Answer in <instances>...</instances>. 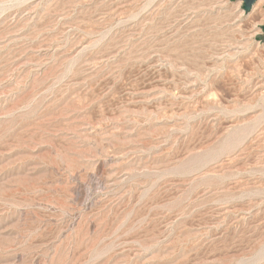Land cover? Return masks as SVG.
Segmentation results:
<instances>
[{"label":"rangeland","instance_id":"1","mask_svg":"<svg viewBox=\"0 0 264 264\" xmlns=\"http://www.w3.org/2000/svg\"><path fill=\"white\" fill-rule=\"evenodd\" d=\"M264 0H0V264H264Z\"/></svg>","mask_w":264,"mask_h":264},{"label":"water","instance_id":"2","mask_svg":"<svg viewBox=\"0 0 264 264\" xmlns=\"http://www.w3.org/2000/svg\"><path fill=\"white\" fill-rule=\"evenodd\" d=\"M242 1H243V9L245 11H249L256 0H242ZM262 28L264 29V25L262 26Z\"/></svg>","mask_w":264,"mask_h":264}]
</instances>
